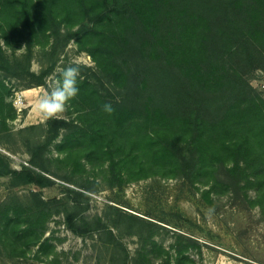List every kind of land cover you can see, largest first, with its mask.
<instances>
[{
    "label": "trees",
    "instance_id": "16d2710c",
    "mask_svg": "<svg viewBox=\"0 0 264 264\" xmlns=\"http://www.w3.org/2000/svg\"><path fill=\"white\" fill-rule=\"evenodd\" d=\"M0 41L5 138L15 136L10 123L18 116L8 80L46 86L71 41L95 63L81 65L66 120L19 131L30 165L15 169L0 153V178L10 188L40 189L0 203L4 264H24L36 247L38 258L55 254V237L46 235L59 214L74 234H97L110 264H194L191 251L201 253L202 243L186 230L199 229L179 209L158 222L111 205L113 215L89 217L88 193L102 182L123 189L178 179L211 209L228 197L264 213V90L251 83L264 71V0H0ZM37 46L52 61L40 73L31 67ZM57 184L65 196L44 197ZM164 231L172 232L169 245L157 238ZM127 235L138 238L134 253Z\"/></svg>",
    "mask_w": 264,
    "mask_h": 264
},
{
    "label": "rangeland",
    "instance_id": "374dc122",
    "mask_svg": "<svg viewBox=\"0 0 264 264\" xmlns=\"http://www.w3.org/2000/svg\"><path fill=\"white\" fill-rule=\"evenodd\" d=\"M6 47V46H4ZM8 54L12 55L13 50L6 47ZM25 47L17 50L18 55L25 52ZM77 61L80 65L94 66L92 57L87 52L78 51L74 41L61 52L57 58L54 72L47 78L46 86H38L24 89L25 81L12 79L8 80L12 87L14 96L23 93L24 106L17 110V118L10 124L14 137L5 138L0 136V153H3L11 160L15 169H21L24 165H30V155L23 142V136L19 131L31 125L45 124L33 109L35 99L44 93L47 82L56 74L57 70ZM51 57L42 54L41 47L34 48L32 70L40 73L51 65ZM252 85L263 91L264 71H257L251 77ZM25 92V93H24ZM26 92H30L29 94ZM67 117V113H65ZM40 134V131H38ZM52 155V154H51ZM58 153L55 150V156ZM70 187L77 186L57 179ZM35 186H21L14 190L10 188L8 178H0V203L9 193L15 192L25 196L31 191H39ZM44 197H63L65 193L60 184L42 190ZM201 192L189 184L178 179L150 178L146 180L130 182L123 189L109 188L104 182L99 186L97 192H89L91 197L90 209L87 212L89 217L111 216L113 210L108 206H115L133 214L158 222L156 218L174 215L177 210L183 211L194 223L189 225L188 233L194 234L202 243V252L192 250L191 255L194 264H264V213L260 208L242 209L228 197L217 202L216 207L211 209L201 199ZM151 215L154 218L148 216ZM163 225H166L162 223ZM169 228L175 229L169 225ZM187 233V234H188ZM189 234V235H190ZM54 235L56 253L50 256L36 257L34 252L30 253L23 262L24 264H110V252L103 245L96 234L94 237H82L70 231L65 224L63 214L54 216L49 223V231L46 236ZM158 240L169 245L172 232L157 235ZM124 242L134 253L139 242L136 236L127 235ZM160 262L156 263L159 264ZM0 264H4L0 258ZM174 264V263H173Z\"/></svg>",
    "mask_w": 264,
    "mask_h": 264
},
{
    "label": "clouds",
    "instance_id": "9594fccd",
    "mask_svg": "<svg viewBox=\"0 0 264 264\" xmlns=\"http://www.w3.org/2000/svg\"><path fill=\"white\" fill-rule=\"evenodd\" d=\"M3 43L0 41V44ZM80 69V63L72 61L68 65L60 67L47 82L46 90L35 99L32 106L42 120H66L65 113L70 107V102L79 94ZM103 110L111 114L113 108L111 104H105ZM61 140L62 137L58 138L56 143ZM53 155H55L54 149Z\"/></svg>",
    "mask_w": 264,
    "mask_h": 264
},
{
    "label": "built area",
    "instance_id": "2783aa9c",
    "mask_svg": "<svg viewBox=\"0 0 264 264\" xmlns=\"http://www.w3.org/2000/svg\"><path fill=\"white\" fill-rule=\"evenodd\" d=\"M264 88V85H263ZM14 106L16 108V110H21L25 104L24 102V97H23V93H17L16 98L14 99Z\"/></svg>",
    "mask_w": 264,
    "mask_h": 264
},
{
    "label": "crops",
    "instance_id": "0c3cea01",
    "mask_svg": "<svg viewBox=\"0 0 264 264\" xmlns=\"http://www.w3.org/2000/svg\"><path fill=\"white\" fill-rule=\"evenodd\" d=\"M28 90L33 91V90H31V89H28ZM24 93H25V92H24ZM27 93L29 94L30 92H26V94H27ZM23 97H24V96H23Z\"/></svg>",
    "mask_w": 264,
    "mask_h": 264
}]
</instances>
